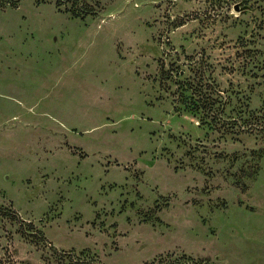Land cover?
I'll use <instances>...</instances> for the list:
<instances>
[{"label": "rangeland", "instance_id": "1", "mask_svg": "<svg viewBox=\"0 0 264 264\" xmlns=\"http://www.w3.org/2000/svg\"><path fill=\"white\" fill-rule=\"evenodd\" d=\"M0 7V264H264V0Z\"/></svg>", "mask_w": 264, "mask_h": 264}, {"label": "trees", "instance_id": "2", "mask_svg": "<svg viewBox=\"0 0 264 264\" xmlns=\"http://www.w3.org/2000/svg\"><path fill=\"white\" fill-rule=\"evenodd\" d=\"M22 0H0V7H15ZM44 2L47 0H35ZM57 7L63 6L64 9L74 17H86L97 12L98 2L93 0H52ZM92 264V263H91ZM151 264V263H150Z\"/></svg>", "mask_w": 264, "mask_h": 264}]
</instances>
